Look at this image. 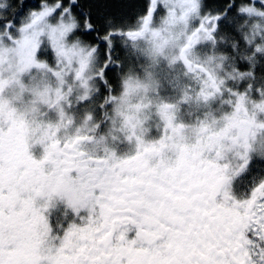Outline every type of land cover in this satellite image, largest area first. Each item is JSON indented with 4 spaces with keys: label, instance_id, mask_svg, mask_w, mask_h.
Returning <instances> with one entry per match:
<instances>
[{
    "label": "snow or ice",
    "instance_id": "1",
    "mask_svg": "<svg viewBox=\"0 0 264 264\" xmlns=\"http://www.w3.org/2000/svg\"><path fill=\"white\" fill-rule=\"evenodd\" d=\"M159 3L160 0H147L135 22L128 23L125 17L137 7L130 0L118 10L113 8V0H39V4L8 0L0 3V41L12 45L13 52L27 47L35 61L51 55L55 60L53 65L37 63L36 66L51 71L61 85L67 71L65 65L75 66L69 75L84 89L89 86L87 70L93 66L100 69L94 79L103 80L107 85L105 70L111 64H118L113 55L115 36L139 35L135 26L146 25ZM222 16L233 21L264 19V0L259 3L229 0L222 10H214L204 0H183L180 19L195 17L198 21L185 47L191 48L205 40L215 45L221 40L218 22ZM253 29L251 38L247 33L243 35L251 51L240 53L249 67L241 70L236 66L240 80L249 81L246 88L240 91L229 87L228 80H214L211 89L201 93L205 101L228 93L233 112L222 118V126L211 137V150L217 158H225L227 152L234 150L240 160L235 169L215 161L202 163L200 167L206 168V182L188 191L179 190L169 202L171 213L163 218L157 216L153 205L157 198L154 185L145 187L124 180L127 169L134 167L136 160H122L108 148L102 155L82 151L80 141L94 140V137L69 138L51 152L52 160L58 165L57 174L62 170L73 174L60 185L57 194L76 212L87 208V217H81L80 225L70 224L62 237H52L42 252L31 256L22 254L21 236H13L12 229H5V221L0 217V264H264V246H261L264 181L243 200L234 199L223 188L230 178L229 171L234 175L248 163L249 134L255 128H264V121L256 119L258 113L264 112V86L255 89L256 97L251 94L255 80L251 61L257 53L264 54V46L255 42L260 24L253 25ZM231 46L237 48V44L231 43ZM64 98L61 86L54 103L58 105ZM237 114H243V119L237 118ZM200 127L204 130L207 124L201 121ZM127 138L140 142L135 130L129 131ZM45 150L49 151L47 147ZM69 160L72 161L70 168ZM53 184L54 180L48 186ZM24 208L30 210V202H25ZM130 232L134 233L131 237ZM55 240H59L58 245L53 243ZM165 241L170 245L165 253L167 260H149L148 254L129 260L131 252L128 256L122 254L128 251V245L151 252Z\"/></svg>",
    "mask_w": 264,
    "mask_h": 264
},
{
    "label": "flooded vegetation",
    "instance_id": "2",
    "mask_svg": "<svg viewBox=\"0 0 264 264\" xmlns=\"http://www.w3.org/2000/svg\"><path fill=\"white\" fill-rule=\"evenodd\" d=\"M236 22L227 16H222L218 22L221 25L218 34L225 32L230 34L229 39L224 40L221 37V43L233 49L230 39L235 38L237 41V48L235 52L232 51L233 54L246 44L243 36L238 34ZM181 30L176 36L163 37L168 43H172L175 39L180 41L182 39V43L174 60L169 61L164 60L170 56L168 50L171 45L165 46L159 64L163 65L164 70L159 72L156 37L150 36L146 40V45L142 47L136 44L126 45L125 42L114 38L118 44L113 47V55L116 60L122 59L123 65L115 63L109 65L105 70L107 85L103 80H96L98 90L85 99L78 98L76 91L57 105L54 102L59 88H54L52 82H48L44 93L40 94L43 103L36 102L43 115L38 116V120L42 123L35 135L30 133L26 120L9 116L4 107L0 106V217L5 221V229H12L13 236L16 234L21 236L19 244L23 255L31 256L42 252L52 237H62L64 230L70 224L80 225L81 217L88 215L87 208H81L76 212L57 194L65 178L68 179L73 174L62 170L58 175V165L52 160L51 152L58 145L66 143L69 138L94 137V140H81L80 149L89 152V148H94L89 153L102 155L104 149L108 148L122 160H136L137 164L127 169L128 175L124 180H132L145 187L154 185L157 198L153 201V205L157 216L163 218H167L171 213L169 202L175 199L179 190L188 191L206 182L207 177L204 176L206 168L200 167L202 163L215 161L220 166L230 164L231 169L238 166L240 160L235 157L234 150L227 152L225 158H217L216 152L211 150V140L206 148L199 146V139L211 138L222 126V118L233 112L228 103L227 92L211 97L207 101L202 98L201 93L209 91L214 80H228L226 83L229 87L240 91L246 88L249 81L240 80L237 75H216L210 69V61L213 55L219 56L220 51L213 52L212 55L206 46L208 43L214 45L206 40L186 48L189 37L195 31V23L184 24ZM258 36L256 43L261 39L260 35ZM138 37L139 35H136L126 39L135 42ZM261 58L263 67L261 75H255L251 93L253 97L257 95L255 89L264 82V54ZM145 61L149 64L147 68L152 78L158 84L157 91L152 93L156 97V103L147 108L143 104H134L133 107L146 114L147 118L132 123L126 135L122 131L108 127L107 118L98 127H94V122L101 118L100 101L104 100L109 91L113 94L120 91L118 72L123 71L125 67L127 69L125 78L128 82L125 86L139 87L140 77L136 74L141 73V76H144L141 69ZM160 68L162 66H159ZM26 69L29 73L46 70L37 67L36 64H31L29 68L21 65L12 66L7 61V55L0 50V100L10 97L13 105L30 104L33 101L34 91L30 89V85L22 81ZM175 69L181 72L180 84L183 85L181 93H174L171 89ZM109 85L112 86L111 89ZM112 105L113 102L108 101L104 104V108L111 109ZM88 112L92 113V119H86L85 114ZM237 118L243 119V114H237ZM256 119L258 122L264 121V112L258 113ZM119 120L120 118L117 117V128L120 127ZM201 121L207 124L204 130H201ZM157 123L159 127L156 126ZM214 124L216 126L212 129ZM144 129L147 131L145 132ZM131 130L139 134V143L134 139L128 140ZM173 130L191 131L196 139L191 144H175L170 139ZM105 133L111 134L105 139ZM247 143L248 163L234 175L230 170L228 173L230 178L223 186L236 200L249 198L256 185L264 181V128H255L247 137ZM169 144H174V147L170 148ZM46 147L48 152L45 150ZM71 163L72 161L69 160V168ZM53 180L54 184L49 187V182ZM49 198H51L49 206L45 209L42 205ZM25 202H30V210H25ZM133 234L130 232L129 237ZM53 243L58 245L59 240ZM261 246H264V242ZM169 247V243L165 241L162 245H156L150 252L147 248H132L128 245V251L122 254L128 256V252H131L129 260L137 256L143 257L145 254H148L149 260H167L169 257L165 253Z\"/></svg>",
    "mask_w": 264,
    "mask_h": 264
},
{
    "label": "clouds",
    "instance_id": "3",
    "mask_svg": "<svg viewBox=\"0 0 264 264\" xmlns=\"http://www.w3.org/2000/svg\"><path fill=\"white\" fill-rule=\"evenodd\" d=\"M259 23L260 30L257 32L256 36L261 35L264 33V19H245L242 21L236 22V29L238 32L241 33L243 36L245 33L251 38L253 33V25ZM224 40L229 39L230 34L225 32L221 34ZM230 43L237 44L235 38L230 39ZM261 46H264V39H260L257 43ZM233 51H236V48H233ZM244 52V49H240V53ZM220 55L224 56V62L227 63L229 66L235 64V56L227 51H220ZM43 63L49 64L46 59L42 60ZM118 64L123 65V60L115 61ZM49 66H51L49 64ZM223 70V69H222ZM234 70V69H233ZM100 69L96 66L91 67L90 72L87 74L86 78L89 81V86L87 89L81 87V84L74 79L71 75L64 76L63 78V85H61L60 81L57 79L56 76L49 70L39 71L38 73H34L30 77V89L34 91L33 101L30 104H21V105H13L11 104V98L5 97L0 100V106H3L6 110V114L12 116L15 119H23L28 122L30 133L35 135L41 128V121L38 120V116L43 115L40 112L39 104L37 101L43 103V99L41 97V93L45 91V85L51 81L54 88H60L61 86L66 87L67 91L64 92L65 99L74 91L78 92V98L82 97L83 95L87 94L90 95L92 92L98 90V85L94 77L99 73ZM225 71V75H228V71ZM142 73H147V68L141 69ZM126 73L127 69L124 67L123 71L118 72L119 76V83H120V91L116 94H113L109 91L108 95L104 98V100L100 101V107L102 109L101 118L94 122V127H98L99 124L107 118L109 121L108 127L122 131L125 135L129 130V126L136 122L137 120H145L147 118L146 114L141 111H138L133 107L134 104H143L145 108L149 107L150 105L156 103V97L152 95V93L157 91L158 84L156 80H154L149 73L147 76H141V73H137L136 75L140 77L138 83L139 87H126L125 85L128 83L126 80ZM7 80V78H5ZM264 86V82H262L259 87ZM111 85H109V89H111ZM82 89V91H80ZM113 102L111 109H105L104 104H106L109 100ZM111 114V115H109ZM85 117H90L92 119V113L88 112L85 114ZM117 117L120 118L119 125L120 127L117 128ZM159 127V123L156 125ZM215 124L212 126V129L215 128ZM210 129V130H212ZM146 132L147 129H144ZM111 133H105V139L107 135ZM175 144H191L194 142L196 138L193 137L191 131H184V130H173V136L170 137ZM211 138L199 139V146L202 148H206L210 143ZM169 147H174V144H169ZM94 148H89L88 151H93ZM222 150V149H221ZM151 156V154H149ZM67 179V178H65ZM51 198L46 200L42 205L43 208L47 209L49 206Z\"/></svg>",
    "mask_w": 264,
    "mask_h": 264
},
{
    "label": "rangeland",
    "instance_id": "4",
    "mask_svg": "<svg viewBox=\"0 0 264 264\" xmlns=\"http://www.w3.org/2000/svg\"><path fill=\"white\" fill-rule=\"evenodd\" d=\"M1 3V2H0ZM182 4L183 0H160V3L158 4L153 18L149 20V22L146 25H138L136 27V30H139V37L138 40L135 42H129L128 39L119 36L118 40L125 42V44H136L137 46H144L146 45V40L150 36L156 37V45H157V60H158V72L159 70H164L163 65H159L162 57L164 55L165 51V46L166 45H171L170 49L168 50L170 53V56L166 58L164 61H169V60H174L176 52L178 50L179 45L182 43V39H175L172 43H168L163 40V37L165 36H176L181 33L182 25L187 23H198V21L195 19V17H189L187 19L181 20L180 17L182 15ZM174 13V15H172ZM259 19V18H257ZM172 24H175L174 26ZM225 27V25H223ZM153 31V33H152ZM239 35H241L240 32H238ZM219 35V34H218ZM181 36V35H180ZM261 37V35H260ZM259 38V36H256V40ZM256 42V41H255ZM214 45V44H213ZM207 49H210L211 54L213 55V52L217 51H227L231 53L232 55L235 56V61L233 65L229 66L227 63L224 62V56L223 55H213L211 57V67L210 69L212 72H214L216 75H221V76H239L238 73H236V66L240 68L241 70L247 69L249 67V62L239 54L240 51L237 53H232L233 49H230L229 46L221 43V41L218 39L216 44L214 46L211 45V43L207 44ZM241 49H244V51H251V47L247 44H245ZM0 50L3 51L7 55V61L10 62V65L12 66H25L29 68L31 64H37V63H43L42 60L46 59L50 65H53L55 63L54 58L49 55L46 57H41L42 60L40 61H35V58L31 51L27 48H21L19 52H13L12 50V45L8 44L6 41H0ZM49 51H51L49 49ZM138 55V54H137ZM139 56V55H138ZM262 54L257 53L256 57L253 61H251L253 67H254V72L256 76L261 75V70L263 67V62L261 58ZM239 58V59H238ZM149 66L148 62L146 61L142 64L143 68H147ZM159 66H162V68L159 69ZM235 66V68H234ZM65 68L67 71H65L64 76L69 75V72L74 70L75 66L73 65L71 68H68L67 65H65ZM91 67L87 70V74L90 72ZM147 73H143L144 76H147L149 73L151 74L149 68ZM223 69V70H222ZM234 69V70H233ZM228 71V75H225V71ZM251 70V69H249ZM43 71V70H40ZM235 71V73H234ZM25 76L22 78V81L26 83L27 85H30V77L35 73V71H32L31 73L28 72V69L25 71ZM179 69H175V73L172 75L173 81H172V91L174 93H181L182 92V87L183 85L180 84V79H181V74H180ZM54 75V74H53ZM159 76V74H157ZM51 82V81H49ZM89 82V81H88ZM64 92L67 91L66 87H63ZM82 91V89L80 90ZM73 92H76L74 90ZM119 92V90H118Z\"/></svg>",
    "mask_w": 264,
    "mask_h": 264
},
{
    "label": "trees",
    "instance_id": "5",
    "mask_svg": "<svg viewBox=\"0 0 264 264\" xmlns=\"http://www.w3.org/2000/svg\"><path fill=\"white\" fill-rule=\"evenodd\" d=\"M1 3H7L8 0H0ZM16 3H20V0H14ZM31 3L39 4V0H30ZM126 2H129V0H113V8L119 9L120 6ZM131 3H134L137 5V7L131 11L125 19H127L128 23H134L136 20V17L140 15L144 11V7L147 4V0H130ZM204 3L206 5H211V7L214 10H222L225 5L229 3V0H204ZM257 3H259V0H257ZM136 25L135 27H137ZM115 38H118V35L115 36ZM118 44L117 42L114 43V45Z\"/></svg>",
    "mask_w": 264,
    "mask_h": 264
},
{
    "label": "bare ground",
    "instance_id": "6",
    "mask_svg": "<svg viewBox=\"0 0 264 264\" xmlns=\"http://www.w3.org/2000/svg\"><path fill=\"white\" fill-rule=\"evenodd\" d=\"M237 35V34H236ZM239 42V41H238ZM245 45V44H244ZM239 59V58H238Z\"/></svg>",
    "mask_w": 264,
    "mask_h": 264
}]
</instances>
